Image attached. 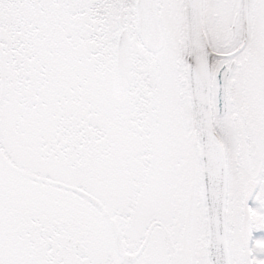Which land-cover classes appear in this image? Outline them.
Here are the masks:
<instances>
[{"label":"snow or ice","instance_id":"6c2138e0","mask_svg":"<svg viewBox=\"0 0 264 264\" xmlns=\"http://www.w3.org/2000/svg\"><path fill=\"white\" fill-rule=\"evenodd\" d=\"M0 264H264V0H0Z\"/></svg>","mask_w":264,"mask_h":264}]
</instances>
